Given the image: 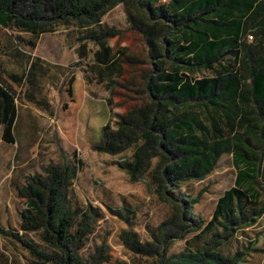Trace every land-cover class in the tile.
<instances>
[{
    "label": "trees",
    "instance_id": "trees-1",
    "mask_svg": "<svg viewBox=\"0 0 264 264\" xmlns=\"http://www.w3.org/2000/svg\"><path fill=\"white\" fill-rule=\"evenodd\" d=\"M158 1L0 0V25L15 22L35 38L60 24L86 29V36L80 39L97 47L94 64L110 72L109 76L100 75L101 79L113 81L123 75V58L128 62L130 58L126 56L128 48L115 51L109 46L108 40L119 32L102 26L101 19L109 9L123 4L129 22L144 38L152 63V70L142 76L147 102L120 116L116 130L106 128L99 150L116 154L134 149L137 164L131 171L135 178L150 168L146 157L150 149L154 151L152 157L158 158L151 171L154 191L175 212L159 229L162 232L166 227L182 231L183 221L197 201L176 196L167 186L177 189L182 182L204 180L222 155H232L234 187L218 199L212 220L203 229L213 233L211 241L202 250L164 259L174 234L159 232L158 238H164L160 263L244 264L245 252L227 258L217 249L239 227L253 225L264 209L260 184L264 161V0L245 22L243 32L239 18L249 11L253 0H168L166 6L156 7ZM209 14L215 19L209 20ZM249 27H257L251 31L254 41L250 43L245 39ZM37 60L32 57L29 68ZM9 89L0 81V125L3 140L14 144L18 106ZM80 163L49 165L44 175L30 177L20 190L27 205L20 213L23 234L0 228L1 235L14 239L42 264L106 262L101 246L97 255L84 263L80 251L88 227L83 224L72 231L77 213L68 194ZM89 219L85 214L82 222ZM31 232L39 233L51 251L30 241L27 234ZM183 233L178 237L184 239ZM147 246L155 247V243L133 242L130 247L142 252Z\"/></svg>",
    "mask_w": 264,
    "mask_h": 264
},
{
    "label": "rangeland",
    "instance_id": "rangeland-1",
    "mask_svg": "<svg viewBox=\"0 0 264 264\" xmlns=\"http://www.w3.org/2000/svg\"><path fill=\"white\" fill-rule=\"evenodd\" d=\"M167 3L159 0L155 6ZM18 6L14 5L17 11ZM101 25L119 32L108 40L115 51L128 48L129 62L123 58V75L113 81L101 79L100 75L109 76L110 72L94 64L97 47L80 39L86 36V29L74 24L53 25L52 32L35 38L15 22L0 25V81L10 88L18 106L14 144L3 140L0 125V228L23 234L20 213L27 205L21 188L30 177L44 175L49 165L60 166L66 161L76 164L79 160L68 199L77 213L72 231L83 224L88 227L80 251L84 263L103 246V264H161L164 238H158L159 232L174 234L164 259L202 250L213 237L211 231L203 229L212 220L218 199L234 187L232 155H222L204 180L182 182L177 189L167 186L176 196L197 201L184 219L182 231L169 227L159 231L175 212L154 191L151 171L158 162L152 157L154 151L150 149L146 157L150 168L135 178L131 171L137 164L134 149L116 154L99 150L106 128L116 130L120 116L146 104L142 76L152 70V63L144 38L129 22L123 4L109 9ZM32 57L38 60L29 68ZM260 184L264 189V161ZM261 200L264 203V197ZM85 214L90 219L82 222ZM194 226L201 227L190 231ZM182 233L184 239L178 237ZM27 238L44 251H51L39 233H28ZM133 242L155 243V247L138 252L130 247ZM217 250L227 258L245 252L244 264H264V209L253 225L239 227ZM8 263L42 264L14 239L0 234V264Z\"/></svg>",
    "mask_w": 264,
    "mask_h": 264
},
{
    "label": "crops",
    "instance_id": "crops-1",
    "mask_svg": "<svg viewBox=\"0 0 264 264\" xmlns=\"http://www.w3.org/2000/svg\"><path fill=\"white\" fill-rule=\"evenodd\" d=\"M262 1V0H253V3H251L250 5V9L249 11L244 15V16H241L239 18L240 22H241V31L243 32L244 31V25H245V22L249 19V17L251 16L252 13L256 12L257 9H258V5H259V2ZM215 16L213 14H209L208 15V19L209 20H213L215 19L214 18ZM262 17L264 18V14L262 15ZM254 29H257V27H255ZM252 27H249L248 31H249V34L248 36L245 37V39L248 41V43L250 42H253L254 39H253V36L251 35V31L254 30ZM251 36L252 37V40H248V37ZM209 41L212 40V37H209L208 39ZM110 46V45H109ZM111 47V46H110ZM36 49V47H35Z\"/></svg>",
    "mask_w": 264,
    "mask_h": 264
},
{
    "label": "built area",
    "instance_id": "built-area-1",
    "mask_svg": "<svg viewBox=\"0 0 264 264\" xmlns=\"http://www.w3.org/2000/svg\"><path fill=\"white\" fill-rule=\"evenodd\" d=\"M249 39H250V40H252V37H251V36H249Z\"/></svg>",
    "mask_w": 264,
    "mask_h": 264
}]
</instances>
